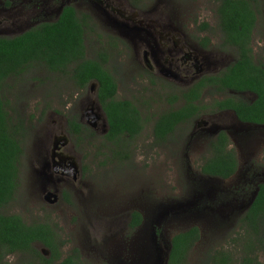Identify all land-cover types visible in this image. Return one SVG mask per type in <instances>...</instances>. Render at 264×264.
<instances>
[{
  "label": "rangeland",
  "instance_id": "rangeland-1",
  "mask_svg": "<svg viewBox=\"0 0 264 264\" xmlns=\"http://www.w3.org/2000/svg\"><path fill=\"white\" fill-rule=\"evenodd\" d=\"M8 1V11L0 12V34L14 37L22 32L18 28L27 17L18 14L22 9L17 0ZM256 1L253 46L257 62L262 63L264 0ZM217 7L216 0H146L128 13L156 26V21L177 18L184 31L196 27L200 16L208 19L215 31ZM85 11L80 14L90 13ZM91 16L85 35L87 59H95L100 53L108 56L107 68L119 85L117 99L148 104L145 116L149 122L136 138L123 136L110 143L103 135H87L76 142L62 132V127L65 120L79 115L81 99L88 91L82 92L74 84L73 66L63 74L35 64L10 78L3 85L2 96L13 119L24 121L26 136L22 139L19 187L2 213L20 215L29 225L51 226L63 245V258L78 251L83 264H167L173 237L193 227L200 229L201 239L187 264H211L215 254L222 251L229 252L234 264H264V243L252 240L247 246L252 233L241 224L255 186L264 183V128L240 125L234 116L225 114V122L235 126L234 135H229L240 167L228 180L202 175L211 138L195 134L202 128L197 122L203 117L180 125L165 141L156 140L154 116L173 111L166 102L176 91L169 92L172 84L166 82L165 89L147 85V71L135 59L133 42L128 47L121 45L106 22L95 12ZM226 51L231 54L234 50ZM204 100L210 102L212 95ZM55 136L73 144L71 156L80 171L76 180L71 177L57 186L59 193L53 190L60 199L50 205L42 194L43 186L50 185L39 174ZM246 186L249 189H244ZM133 212L143 217L135 230L129 226ZM34 249L50 255L41 244ZM8 262L34 264V259L19 254L10 256Z\"/></svg>",
  "mask_w": 264,
  "mask_h": 264
},
{
  "label": "trees",
  "instance_id": "trees-1",
  "mask_svg": "<svg viewBox=\"0 0 264 264\" xmlns=\"http://www.w3.org/2000/svg\"><path fill=\"white\" fill-rule=\"evenodd\" d=\"M219 29L224 40L239 52L237 63L228 69L223 78L226 87L237 91H249L257 95L256 101L247 105L229 99L218 103L220 109L229 108L243 122L264 124V63L255 64L252 55V33L258 19L256 0H216ZM87 21H82L76 11L67 7L55 23L42 24L14 38H0V264H9L14 255L31 256L34 264H83L78 251L63 259L62 247L55 230L47 224H27L20 215H6L2 210L13 201L19 187V163L23 153L22 139L26 136L23 120H14L8 104L2 96L7 80L22 74L27 68L39 64L51 72L65 73L73 66L71 78L79 88H86L90 81L99 84L98 96L107 114L110 130L105 139L117 143L123 136L136 138L144 127V119L134 103L117 99L118 83L105 67L109 59L100 53L95 59L86 58ZM208 25L202 27L207 29ZM217 80H214L216 82ZM205 82L194 89L183 92L184 107L161 115L154 125V137L165 141L180 125L197 116L199 107L192 101L200 97ZM177 100V96L171 101ZM71 131L80 135L82 125L69 121ZM90 136H93L90 134ZM80 140V137H79ZM229 137L222 133L211 144L209 156L204 159L201 174L206 177L228 180L239 169L235 152L228 149ZM249 189V186L246 187ZM254 201H250L241 224L252 233V240L264 243V184H257ZM252 203V204H251ZM139 212L131 214L130 228L142 225ZM201 239L198 227L174 236L168 252L167 264H187L189 255ZM36 244L49 252V257L34 249ZM211 264H234L229 252H217ZM245 264V263H244ZM249 264H252L251 262Z\"/></svg>",
  "mask_w": 264,
  "mask_h": 264
},
{
  "label": "flooded vegetation",
  "instance_id": "flooded-vegetation-1",
  "mask_svg": "<svg viewBox=\"0 0 264 264\" xmlns=\"http://www.w3.org/2000/svg\"><path fill=\"white\" fill-rule=\"evenodd\" d=\"M13 1L16 3L15 0ZM17 1L22 9V11L19 9L18 14L27 17V19L23 21L25 23L20 24L18 28L19 31H22V34L42 24L57 22L67 7L73 8L82 21L91 19V14L95 12L98 19L101 18V21L106 22L113 29V33L117 36V39L120 40L119 43L121 45L128 47V43L133 42L134 47H132L135 59L142 67L144 66V69L147 71V79H145L147 85L152 87L159 86L160 89H165L164 82L169 85L172 84L170 85V89L167 90L169 92L176 91L175 95H172L170 99H174V97L177 96V100L173 102L169 99L166 103L170 105L169 107L174 108L173 111H177L185 106L186 100L182 98L183 92L194 89L204 81L205 86L202 88L200 97L192 101L200 110L197 116H194L184 124H193L194 120L203 117V121L197 122V126L202 128L195 134L208 135L211 137L210 140H208L209 152L211 151L212 142L222 133H225L229 137L230 144L228 149H231L232 141L229 133L234 135L235 126L228 125L225 122L223 119L225 114L234 116L235 120L239 122L240 125H247L256 129L264 128V124L249 123L239 120L233 109H220L218 106V103L228 102L229 99L247 105L253 104L257 99L255 93L228 88L222 81L227 75L228 69L237 63L239 52L224 40V36L219 29L218 17V23L214 26L215 31H213L210 21L208 19H201L200 16H197V22L195 23L196 27L192 29L188 27V30L184 31L181 28L182 24L177 18L156 21L155 23L158 25L156 26L142 19H134L133 17H136V14L133 17L129 15L128 12L133 10L132 8L134 5H141L143 1L146 0ZM6 6H10L9 1H2L0 3V12L8 11ZM85 10H89L91 14H80L85 13ZM141 15L140 13V16ZM15 25L16 24L13 23V26ZM205 25H208V28L203 30L202 27ZM254 32L255 29L252 33L250 47L252 48L254 62L258 65L261 62H257L255 57V49L253 46ZM21 33L18 34V36L22 35ZM14 37H5L0 34V38ZM227 49L234 50L232 53L235 54L227 53ZM233 55L236 56V58H234ZM108 63L105 66L106 68L108 67ZM262 63H264V59ZM108 70L111 74L113 73L110 69ZM214 80L217 81L214 82ZM98 90L99 84L97 81H90L86 88H81L80 91L88 92L87 94L84 93L81 99V106H79L78 109L79 115L65 120L64 122L65 126L62 127V132H66L68 136L74 137L76 142L82 141L83 137L90 134H93V136H106L110 130L107 114L99 101ZM208 95H212V100L210 102L204 100ZM204 102L207 103V106L204 105ZM134 105L139 110L142 119L145 120L143 124L144 131L146 123L149 122V119H146L145 116V112L148 110L149 106L143 102ZM207 112L211 113L205 114ZM154 118L158 119L159 115L154 116ZM70 120H76L82 125L80 135L71 131L69 127ZM72 149L73 144L69 142V140L63 136H55L52 147L48 150L47 156L44 159L39 177L52 187L43 186L44 189L42 190L44 200L50 205H55L60 199L57 197V202H53L54 195H50L51 193L53 194V190L59 193L57 186H59L60 183H67V180L71 177L75 180L77 179L76 175L78 171H80V166L75 163L74 158L71 156ZM51 184H54L55 187L51 186ZM246 187L244 189H246ZM55 233L57 234L56 231ZM57 238L59 239V235ZM60 244L61 247H63L61 242Z\"/></svg>",
  "mask_w": 264,
  "mask_h": 264
},
{
  "label": "water",
  "instance_id": "water-1",
  "mask_svg": "<svg viewBox=\"0 0 264 264\" xmlns=\"http://www.w3.org/2000/svg\"><path fill=\"white\" fill-rule=\"evenodd\" d=\"M50 195H53L52 193ZM257 193L255 194L254 198L252 199V202L254 201L255 197H256ZM53 202H57V196L54 195V201ZM252 204V203H251ZM251 206V205H250ZM249 206V207H250ZM167 260H168V257H167Z\"/></svg>",
  "mask_w": 264,
  "mask_h": 264
}]
</instances>
